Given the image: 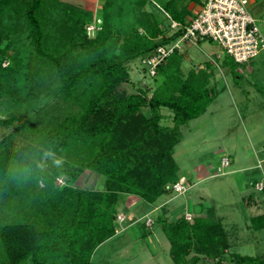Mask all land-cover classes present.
Segmentation results:
<instances>
[{
    "label": "trees",
    "instance_id": "obj_1",
    "mask_svg": "<svg viewBox=\"0 0 264 264\" xmlns=\"http://www.w3.org/2000/svg\"><path fill=\"white\" fill-rule=\"evenodd\" d=\"M65 1L0 0V107H6L0 124L13 128L0 140V205L17 198L20 206L12 221L0 217V264H100L94 256L118 233L125 195L151 205L174 193L184 177L174 157L181 127L205 113L219 93L207 68L185 75L175 52L158 68L155 77L164 80L151 96L120 89L131 82L126 63L153 53L181 30L167 37L156 14L140 12L148 0H130L129 14L123 0H106L101 29L90 36L94 4L83 11ZM173 2L163 9L186 24L190 11ZM54 9L68 26H58ZM19 43L23 49H16ZM48 78L54 87L46 86ZM43 91L77 110L54 123L44 120ZM163 108L171 111L172 125L164 124ZM86 171L104 177L103 188L78 185ZM61 176L65 181L58 184ZM261 220L264 215L253 225L264 227ZM159 222L176 264L227 261L231 243L214 210ZM231 260L264 264V257L241 254Z\"/></svg>",
    "mask_w": 264,
    "mask_h": 264
},
{
    "label": "rangeland",
    "instance_id": "obj_2",
    "mask_svg": "<svg viewBox=\"0 0 264 264\" xmlns=\"http://www.w3.org/2000/svg\"><path fill=\"white\" fill-rule=\"evenodd\" d=\"M67 1L79 5V9L83 11L88 4H94V19L88 25L87 32L88 35L95 36L98 29L96 25L102 22L101 15L106 0H66L65 2ZM129 1L123 0V4L127 3L124 5L125 14L130 13L129 9L128 11L126 9L131 5ZM167 1L169 0H148L146 6L140 8V12L144 10L143 12L156 14L161 26L167 30L166 34H170L173 29V19L163 9ZM173 1L178 9L183 10H188V7L194 3V0ZM252 1L261 4L259 7L252 4L251 13L264 33V0ZM60 13L61 11L57 9L53 10V17L59 22L58 26H68L65 15ZM115 29L116 27L113 28ZM139 30L145 33L143 28ZM21 43L16 49L19 47L23 49ZM26 47L32 52L29 45ZM175 53L182 56V69L185 75L199 66L207 68L209 74L213 75L210 86L218 89L219 93L205 113L181 127L180 142L175 147L174 157L184 175L182 178L188 181L190 186L188 191L183 194L165 195L161 201L170 200L168 211L179 207L180 215L188 211L194 214L198 207L216 212L218 220L227 230L231 243L227 261L222 264H237L231 260V254L263 258L264 227L258 228L257 224L253 225V220L264 215V50L244 64L236 63L218 42L210 39L198 45L183 43L181 49ZM12 54L13 50L8 56L11 58ZM216 61L221 65L220 68L216 66ZM126 66L131 75V82L123 83L120 89L130 93H137L143 89L151 96L155 88L164 80L161 76L155 78L149 76L142 66L141 57L126 63ZM46 84L54 87V78H48ZM42 102L48 104L47 114L42 112L39 116L53 123L78 108L76 105L66 103L60 96L56 97L54 92H44ZM144 111L148 115L146 108ZM5 112L6 107L1 106L0 118L6 117ZM162 112L166 116L164 124L172 125L171 111L163 108ZM24 115L29 114L25 111ZM12 129L0 124V140ZM224 158L230 160V164L226 167L222 166ZM64 181L62 176L57 180L58 184H63ZM103 182L104 177L86 171L77 184L85 188L100 189L103 188ZM256 183L263 185L256 186ZM261 186L263 189H260ZM249 196L257 200V207H250L247 200ZM132 200L122 201L121 210L134 214L140 205L134 204ZM18 205L17 198L4 200L0 205V217L12 221L20 211ZM125 206L129 208L126 209ZM162 214H165L164 217L170 222L174 221L175 217L167 215L166 211ZM152 217L156 218L157 213ZM117 221L120 233L99 248L94 256L97 263L176 264L170 254V240L164 231L157 229V225L153 226L154 230L157 229L156 237L153 235L141 237L140 231H136L137 226L127 228V219L124 223H120L117 217ZM151 221L154 222L152 219L147 220L149 226ZM258 223L264 224V220ZM250 224L252 228L248 229L247 225ZM160 231L162 232L159 233Z\"/></svg>",
    "mask_w": 264,
    "mask_h": 264
},
{
    "label": "built area",
    "instance_id": "obj_3",
    "mask_svg": "<svg viewBox=\"0 0 264 264\" xmlns=\"http://www.w3.org/2000/svg\"><path fill=\"white\" fill-rule=\"evenodd\" d=\"M200 8L186 24L173 20L170 37L179 30L181 33L166 44H161L151 54L142 57V66L146 73L155 77L158 68L174 52L181 49L183 43L198 45L210 39L218 42L227 54L238 64L248 63L264 50V33L251 13L252 0H199ZM102 22L96 25L101 29ZM97 29V30H98ZM220 56V55H219ZM218 56V57H219ZM218 68L221 65L216 61ZM5 66L8 62L4 63ZM228 159L223 164H228ZM262 183H257L256 186ZM188 181L182 178L174 185V193L183 194L189 189ZM263 186H261L260 189ZM187 220H192L190 213L185 214ZM118 220L123 223L125 214H118ZM152 225L154 222H150Z\"/></svg>",
    "mask_w": 264,
    "mask_h": 264
},
{
    "label": "crops",
    "instance_id": "obj_4",
    "mask_svg": "<svg viewBox=\"0 0 264 264\" xmlns=\"http://www.w3.org/2000/svg\"><path fill=\"white\" fill-rule=\"evenodd\" d=\"M199 4H200L199 3V0H195L194 3H193V5L192 6L190 5L188 7L190 9V10L189 9L188 10L190 11L191 14L187 17V20H190L194 16V14L199 10V8H200V5ZM254 5H255V7H259L261 4L257 2ZM211 79H212V77H211ZM225 159H228V158H224L223 160H225ZM223 160H222V166L223 167H226V166H228L230 164V160L229 159H228V162H229L228 164H223ZM162 198H163V196L160 197L155 203H153L151 205H147L145 203V201L143 199H141L140 197H138V196H135V195H125L123 201H125V202L127 201L128 202V199H129V201L133 199L132 202L134 204L137 203V204L140 205L137 210L135 209L136 211L134 212V214L131 213V212H129V211H127L128 212L127 213V212L124 211V209H122V210L120 209V212H123L126 215V219H127V223H128L127 224V228L128 227H136L137 226L138 228H137L136 231H138V232L140 231L139 236L143 237V236H151V235H153V236L156 237V234H158V233H155V231L157 229H161L162 231H164L162 229L161 225H160V222H159V220H161V219H166L164 217L165 214H162V213H164L166 211V214L167 215H171V217H175L174 220H176L177 218H179L181 215L184 216L186 214V213H184V214H181L180 215L181 212L179 211V207H178V209L171 208V210L168 211L169 210V206H170L169 203L171 201L170 200L161 201ZM247 200H248V204L250 205V207L256 206L258 204L257 203V200H255V199L253 200L252 197H250V196L248 197ZM125 208L127 209L129 207L125 206ZM168 212H169V214H168ZM154 213H157V217L156 218H153L152 217V215ZM187 213H190L193 217H196V216H206L207 215V211L204 210L203 208H199V207H198L196 213L193 214L190 211H188ZM214 213H215L216 218H217V214H216L215 211H214ZM255 216H257V215H255ZM148 219L154 220V222H155L154 225L152 224V226L151 225L149 226L147 224V220ZM217 220H218V218H217ZM155 225L158 226L156 230H154V227H153ZM251 225L252 224L247 225L248 226V229L252 228ZM224 228H225V226H224ZM225 230H226V228H225ZM162 231H160L159 233H161ZM119 233L120 232L118 231L117 234H119ZM164 233H165V231H164ZM117 234L113 238L107 240V242L110 241V240H112V239H114L117 236ZM229 242H230V239H229ZM208 261H211L210 263L213 262L212 259H209L208 258V260H203V261L200 260L198 263H201V264H210V263H208Z\"/></svg>",
    "mask_w": 264,
    "mask_h": 264
},
{
    "label": "clouds",
    "instance_id": "obj_5",
    "mask_svg": "<svg viewBox=\"0 0 264 264\" xmlns=\"http://www.w3.org/2000/svg\"><path fill=\"white\" fill-rule=\"evenodd\" d=\"M55 163L59 164V163H60V161H58V160H57V161H55Z\"/></svg>",
    "mask_w": 264,
    "mask_h": 264
}]
</instances>
